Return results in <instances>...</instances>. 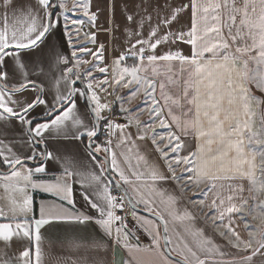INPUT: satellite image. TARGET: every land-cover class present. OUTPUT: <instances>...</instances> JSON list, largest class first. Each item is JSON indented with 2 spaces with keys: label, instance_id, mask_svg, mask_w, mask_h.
I'll return each instance as SVG.
<instances>
[{
  "label": "snow or ice",
  "instance_id": "snow-or-ice-1",
  "mask_svg": "<svg viewBox=\"0 0 264 264\" xmlns=\"http://www.w3.org/2000/svg\"><path fill=\"white\" fill-rule=\"evenodd\" d=\"M122 3L0 0V264H264V0Z\"/></svg>",
  "mask_w": 264,
  "mask_h": 264
},
{
  "label": "crops",
  "instance_id": "crops-1",
  "mask_svg": "<svg viewBox=\"0 0 264 264\" xmlns=\"http://www.w3.org/2000/svg\"><path fill=\"white\" fill-rule=\"evenodd\" d=\"M112 2H113V0H93V7H92V11H95L98 14V25L101 29L98 32V38H99V42L104 43L106 46L105 56H106L109 63L111 62V60L114 57L121 54V52L127 48V41L125 39H123L119 33H116V42L115 43L113 42V34L111 32L113 19L115 20L116 24H123L124 21H123V17L121 16V9L123 7L122 0H117L115 13H113V10H112ZM184 2L186 3L187 0H184ZM86 20H87V18H86ZM181 24L183 26H186L188 24V16L183 17ZM86 28H87V25H86ZM103 29H108V31H104ZM91 30L96 31V29H91ZM122 45H123V48H122ZM88 47L92 48V47H94V45L89 44ZM182 47H183L185 52L188 51V46H182ZM132 62H133L132 58L128 57L127 63L131 64ZM124 91L126 92L127 90H124ZM107 99L113 100L114 98L113 97H107ZM82 102H83V100H81V103ZM113 106L116 107V109H118V114L122 115L119 112L118 105H113ZM177 114L178 115L180 114L179 111L177 112ZM145 118L146 117H142V119H145ZM158 131H160V130L158 129ZM54 175H58V172L55 171V166L53 165V170L48 173V176L51 177ZM3 195H5V193L3 191L2 186H0V196H3ZM187 197H189V195H187ZM199 198H200V196L195 197L194 199H199ZM48 200H51V197L49 194H44V193L36 194L35 201H36L37 205H39L42 201H48ZM254 201L256 203H254ZM139 207L143 208L142 205H140ZM249 208L253 209V212L251 214L246 213V215H247L246 219H247L249 228L251 229V228H255L256 226L253 225L252 223H250L249 217H251L252 214L255 215V212L260 210V207L258 205V200H250L249 201ZM205 211H207V209H205ZM137 213H138V215H140L142 217H147L149 219H152V217L149 215H145V214H142L139 212H137ZM197 215H200V213L197 212ZM201 219H203V217H201ZM240 227L242 228V227H244V225L241 224ZM45 235L48 236L50 239H52L53 242H55L54 236H52L49 233H45ZM137 235H140V233H137ZM172 239H173V246H175L178 243V240H177L176 236H173ZM150 240H151V237L147 236V234L141 235L140 236V245L141 246H148L150 244ZM130 242L135 243L134 240H131ZM43 244H44V249H45L46 253H51L52 250L48 246V239H45L43 241ZM161 244H163V241H161ZM5 252L8 253L9 258H14L16 255H18V252L16 251L15 247L5 249L4 245L0 244V259L4 258ZM172 254L175 255V253H172ZM142 255H144V254H142ZM54 258H55L54 255H47L46 256V259L49 261L53 260ZM63 258L73 259L74 256L70 251H65ZM144 258L147 259L148 257L146 255H144ZM113 259L116 262V264H123L124 261L130 260L131 257L129 255L127 249L121 250V248H115L114 252H113Z\"/></svg>",
  "mask_w": 264,
  "mask_h": 264
},
{
  "label": "rangeland",
  "instance_id": "rangeland-1",
  "mask_svg": "<svg viewBox=\"0 0 264 264\" xmlns=\"http://www.w3.org/2000/svg\"><path fill=\"white\" fill-rule=\"evenodd\" d=\"M76 15H77L80 19H84V20L86 21V18H85L82 14L77 13ZM194 186H195V185H193L191 191L187 193V195H189V197H192L193 199H194L195 197H198V196H199V193H200L201 190L204 188L203 185H200L199 187H197V186L194 187ZM194 194H195V195H194ZM261 199H264V197H261ZM254 203H256V202L254 201ZM258 205H259V202H258ZM260 212H261V208H260L259 211L255 212V215H257V214L260 213ZM253 216H254V214H252L251 217L248 216V217H249V221H250V223H252L253 225L257 226V225L259 224V219H258V218H257V219H253ZM246 217H247V215H246ZM130 220H131V217H130Z\"/></svg>",
  "mask_w": 264,
  "mask_h": 264
},
{
  "label": "built area",
  "instance_id": "built-area-1",
  "mask_svg": "<svg viewBox=\"0 0 264 264\" xmlns=\"http://www.w3.org/2000/svg\"><path fill=\"white\" fill-rule=\"evenodd\" d=\"M113 119L117 120V121H122L123 120V117L122 115L118 114V113H113ZM106 139V135H105V132L104 130L102 129V137H101V140H100V143H103ZM128 208L130 209L131 207L128 206ZM123 214V213H121ZM131 216H129V219H130Z\"/></svg>",
  "mask_w": 264,
  "mask_h": 264
},
{
  "label": "water",
  "instance_id": "water-1",
  "mask_svg": "<svg viewBox=\"0 0 264 264\" xmlns=\"http://www.w3.org/2000/svg\"><path fill=\"white\" fill-rule=\"evenodd\" d=\"M130 207H131V205H129ZM135 211H137V212H139V213H142V214H145V215H149L143 208H141V207H137L136 209H135ZM150 216V215H149ZM164 250L165 251H168V248L167 247H165L164 248ZM173 255V254H172ZM173 257L175 258V255H173Z\"/></svg>",
  "mask_w": 264,
  "mask_h": 264
},
{
  "label": "trees",
  "instance_id": "trees-1",
  "mask_svg": "<svg viewBox=\"0 0 264 264\" xmlns=\"http://www.w3.org/2000/svg\"><path fill=\"white\" fill-rule=\"evenodd\" d=\"M114 108L116 109V107H114ZM114 113H118V109H116V111ZM101 137H102V129H101V132H100V139L98 141L99 143H100ZM34 198L36 199V194H35Z\"/></svg>",
  "mask_w": 264,
  "mask_h": 264
}]
</instances>
